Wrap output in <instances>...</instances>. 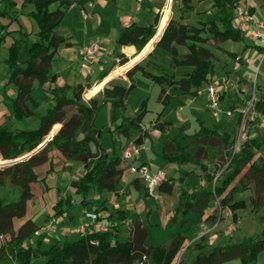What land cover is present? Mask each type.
I'll return each instance as SVG.
<instances>
[{"label": "trees", "instance_id": "trees-1", "mask_svg": "<svg viewBox=\"0 0 264 264\" xmlns=\"http://www.w3.org/2000/svg\"><path fill=\"white\" fill-rule=\"evenodd\" d=\"M76 0H23L16 10V0H0V19L7 18V23L0 22V45L9 37L7 56L3 59L6 64V81L3 86L7 89L13 86L14 95L9 96L10 110L8 119L23 120L33 116L35 109L40 105L32 96L35 84L43 86L50 83L44 90L42 102L47 106L39 116L35 128H20L13 130L6 123L0 122V156L2 159H14L35 149L46 137L52 126L61 123L56 134L38 151L29 158L19 162L0 167V185L10 182L20 189V197L13 202H6L0 196V238L8 236L0 242V264H31L32 259L44 258L43 264H222L231 260H238V264H256L258 255L264 251V191L258 190V184L264 178V136H249L236 150L233 149L235 139L230 131L218 127L205 126L199 121V129L192 133H185L182 125L177 132L164 144L160 159L168 163L194 164L202 172V178L194 183L185 182L192 171L184 170L177 178L180 186L178 198L175 202L174 212L169 218L176 222L180 214L196 212L206 222L220 223L224 218L220 209L231 212L233 222H237L238 210L252 206L257 219L259 231L257 234L243 236L240 240L224 245L210 246L207 242V232L202 233L198 239L186 245L183 233L176 234L167 244L144 245L147 230L139 219H133L130 234L125 240L117 238V225H111L107 230L86 231L83 235L63 241L55 240L47 248H42L43 241L48 233L36 234L50 220L60 218L72 206L73 194L80 197V203L86 207L90 204L89 197L92 191L99 195L105 192H116L117 185L123 174L120 167L121 156L116 148L114 133H121L125 137L137 136L133 139L135 145L140 146L146 138L141 133V123L147 113L146 99L141 102L133 116L125 114L126 100L134 89L133 75L138 72L151 79L158 85L177 86L183 94H196L197 89L207 82L210 76L218 75L214 64L215 54L207 46L219 48L223 41L232 40L243 42L245 34L234 20V9L242 0H210L211 8L217 14L207 20H198L199 25L183 23V14L194 10V0H180V14L178 19L171 18L166 24L157 45L171 55L172 65L189 66L190 70L181 77L176 78L168 72L153 73L141 63L135 64L126 72L128 84L120 82L105 84L102 91L93 98L85 101L82 97L84 90L90 87V76L86 75L85 82L61 85L55 83L56 73L52 72L55 55L61 45L69 46L68 38L59 34L57 28ZM112 2L114 0H107ZM27 3L33 9L25 11ZM56 4L54 9L51 8ZM253 8L249 13H253ZM26 15L33 20L36 31L28 30L20 20ZM160 14L154 15L153 21L141 25L137 21L123 26L116 37V45H134L143 47L153 34V28L158 24ZM12 22L18 28L10 30ZM15 33L17 35H15ZM184 46L186 53H180L177 46ZM248 46L243 45V49ZM262 50L263 47L254 45ZM228 56L235 59L237 54L222 49ZM24 51L23 57L21 52ZM118 61L111 65L124 64L128 58L121 52L116 53ZM110 68L98 75L103 79ZM219 94V99L223 98ZM159 99L166 105L169 94L161 87ZM109 103L111 105V124H116L111 132L113 149L108 153L101 146L102 127H97L96 119L101 108ZM232 108L233 105H231ZM254 110L257 113L256 123L264 120V92L255 101ZM243 112L238 114L240 123ZM169 122L161 121V114L156 115L153 127L161 131L166 130ZM94 146V151L91 149ZM217 148V154L223 158L227 155V166L216 176V170L202 162L208 156V147ZM195 147L194 151L190 149ZM57 149L66 160H79L82 163L83 173L71 180L72 194L61 195L52 206L53 213L46 214L44 225L38 226L32 220L22 223L16 230L13 219L25 213V204L32 198L30 183L44 180L36 172V167L47 163V172L53 170L54 159L49 154L50 149ZM247 166L248 170L257 178L255 180V193L250 202L244 199H235L237 193L247 190L248 184L238 178L241 169ZM133 186L138 191L148 195V190L138 178L133 179ZM174 180L166 179L158 184L161 192L171 193ZM218 201V208L211 213L207 212L209 203ZM107 210V199L93 209L97 220L102 217L100 212ZM118 217L124 219L125 212L117 210ZM112 214L108 215L111 217ZM184 223V220H181ZM57 228L66 224L65 220L57 221ZM190 247L195 254L190 263L183 259L176 261L184 247Z\"/></svg>", "mask_w": 264, "mask_h": 264}, {"label": "crops", "instance_id": "crops-1", "mask_svg": "<svg viewBox=\"0 0 264 264\" xmlns=\"http://www.w3.org/2000/svg\"><path fill=\"white\" fill-rule=\"evenodd\" d=\"M22 1L23 0H16V2H17L16 10L19 9ZM203 1H206V0H194V2H193L194 3V10L191 12H185L183 14V16H184V18L182 20L183 23L195 25V24L189 23V21H188L189 17L194 16V15H196L197 17L203 16V14H197V12L201 13L204 10L203 6H206V4L211 5V1L207 2V3L203 2ZM166 3H167V0H114L112 2H109L107 0H76L69 7V9L65 13V15L61 21L60 26L57 28V32L59 34L68 38L70 45L69 46L61 45L58 48L57 54L55 55V61H56L57 65H56V68H54V66H53V69H52V72L56 73L55 83H57L59 85H61L63 83H69V84H75L78 82L84 83L86 75H89L90 80L88 83L90 84V87H92L93 85H95L96 83H98L102 80V79L101 80L98 79V75L101 74L104 70L110 68L114 61H116V62L118 61V58L116 55L117 52L123 53L128 58V60L125 63L129 62L130 59L132 57H134V55H137L139 53L141 54L143 48L145 47V45L148 42L143 47H138V46H134V45H118L117 46L116 42H115L117 34L123 26L130 24L132 21H137L141 25L151 23L153 21L154 15L157 12L160 14V19H161V16L163 14V9H164V6L166 5ZM176 3H179V2L175 1L174 4H172V0H171L170 15L168 17L167 23H168L169 19H171V18L178 19V17H179L180 13H177L178 7H175ZM240 3H243L249 9L250 8L254 9L253 13H252L253 19H255L256 21L264 22L263 18L258 17L260 9L264 6L263 1H259L257 3L256 0H242ZM55 7H56V4H53L51 6L52 9H54ZM33 8L34 7L31 3H27L25 11H30ZM213 10H215V9H213ZM83 12H85L87 14L86 18L83 16ZM160 19H159V22H160ZM20 20H21V22H23L24 26L28 30H30L32 32L36 31V25L34 24L32 19H30L26 15H21ZM8 21H9V19H7V18L0 19L1 23H7ZM196 21H197V19H196ZM159 22H158V24H159ZM234 22L238 27L243 29L244 34H245L243 45H247L248 47L246 49H243V46L240 45L234 49H229V48H226L223 45V43H220L219 47H220V49H225V50H228L231 52H235L237 54V58H235V59L228 56L229 59H233V62H234V60H238V62L242 63L241 67H245V69H247L249 67L251 68V66L254 63L249 62V60L245 57V53L248 51L249 48H254L257 50L258 55L262 56L261 55L262 50L258 49L257 47H254V45H257L259 47H263V49H264V43H262V41H260V38L252 39V37H249L251 35L247 31H245L244 28H242L240 25H238L236 20H234ZM158 24L153 28V34L149 37V39L154 35ZM248 25H249V31L251 29L256 28V25L253 22H250ZM165 26H164V28H165ZM17 28H18V24L16 22H12L9 26L10 30H15ZM15 35H17V34L15 33ZM160 36L152 43L149 51L147 50L136 61H134L131 65L126 67L122 71V73H120L118 75V76H121V78L119 77V79L122 81L120 83H123V84L129 83V80L126 76V72L128 70H130L137 63L143 64L144 66H146V69L152 71L153 73H161V72L165 71V72H168L170 74H173L176 78L181 77L183 74H185L186 72H188L190 70L189 66L174 67L171 64L172 63L171 55L168 52H166L165 50L159 48L157 45V41L159 40ZM246 37L250 38V40H252L254 43H250V41L246 42V39H247ZM89 41L99 42L101 48H100V53H99L98 58H96L94 60L91 59L92 62H95L92 69L87 71V70H85V66L83 64H85V61L88 58H86V57H84V59L81 58L80 49L85 43H88ZM9 42H10V38L8 37L6 39V41L2 45H0V48L3 46L5 47V45H6L5 48H7L9 45ZM238 43L241 44L242 42H238ZM105 47H109V49H110L109 52H104ZM128 47L134 48V53L127 52ZM63 48H66V51L70 52L68 56H64L61 54V50ZM177 48H178V51L182 54L187 52V49L184 46L179 45V46H177ZM1 52L3 53V57L5 58L7 56V49H3V51H1ZM212 52L214 53V51H212ZM216 54H218V53H216ZM238 62H237V65H236V62L233 64L234 70L237 68ZM72 63H73V66L75 69L77 67L81 66V69L85 70L84 72H82L80 74L81 76H79L77 74L79 72V70L73 71L72 73H70ZM260 63L261 62H259L257 65L259 66ZM53 65H55V64L53 63ZM119 65L120 64H116V65L112 66L110 71L108 72V74L105 77L109 76L111 71ZM121 65H123V64H121ZM216 71L220 73L219 70H216ZM226 71H229V69L227 68ZM238 74H240V73L238 72L237 74H234V75L232 74L231 76L235 80L237 78L235 76H239ZM76 75H78V76L76 77ZM221 77H222V74H221V76H218V75L210 76L209 79L207 80V82H204L202 84V86L197 89L196 94H183L177 88V86H168L166 84L158 85L155 82H153L151 79L142 76L138 72H136L133 75V82L135 84V87L131 91L129 96L127 97V100H126L127 106H128V98L131 97L136 90H138V88H139L138 84L139 83L151 85L153 90L155 89V94H154L153 98H154V100L156 99L157 102L154 103L155 104V110H153L154 113L150 117H148L150 112H152L150 109V106H149L150 98H149V96L145 98L147 101V104H146L147 113L144 116L140 127H141V133L142 134L145 133L147 136H146L145 140L143 141V143L140 146H138V153L133 154L128 159H124L121 157L120 167L123 169V174H122L121 179L117 185L116 192L114 193L117 198H121L122 195H124V194L126 196H129V195H133L135 193V192H133L134 190H136L133 186V179L136 178L137 175L131 171V165H138V164L146 163V164H149L152 168H160V167H164V165L159 161H162V162L167 163L169 165L172 164V163H168V162H165L164 160L160 159L159 154L162 152L164 144L167 141H169V138L177 132V129L180 126L183 125L185 127V133H187V134H192L199 129V127H200L199 121L200 120L203 121L205 126H209V127H213V128L218 127L220 130L226 129L225 125H224L225 122H223V116H225L226 111L229 110L227 107V104L233 105L235 97L233 98V96L229 92L220 93V94H223L224 96L221 100L219 99V101H220V112L216 116L206 108V101H207L206 88H207L208 84L210 82H212L214 79L221 78ZM115 78L116 77H114V79ZM239 78H240V76H239ZM80 79H84V81H82ZM114 79L112 78L111 81ZM3 81L4 82L6 81V74L3 77ZM108 82H110V81H108ZM113 83H115V82H113ZM49 85H50V83H45L43 86H38L37 84H35V88L32 91V96L37 101H39L40 104L42 102L44 90L47 89L49 87ZM104 86L101 87L94 95L89 97V99L98 95V93L100 91H102ZM90 87H88V88H90ZM161 87L164 88L166 93L169 94V101H168V104H166V105H164L161 102V100L159 99ZM88 88H86V89H88ZM36 90H38L37 95L34 94V91H36ZM14 92H15V89L13 86L10 88L9 87L7 88V95L8 96H13ZM144 94L145 93H142L141 98L144 96ZM184 95H190L191 101L184 103V104L178 103L179 97L184 96ZM142 101L143 100L139 101V104L137 105L136 109L139 107V105L141 104ZM42 103H44V102H42ZM107 104H109V103H107ZM107 104H105L104 106H106ZM189 104H190V106H189ZM127 106H126L125 114L127 111ZM136 109H135V111H136ZM135 111L132 115H129V116H133L135 114ZM158 113L161 114V121H167L170 123L169 126H167L166 130H164V131H161V130L153 127V123H154V121L156 119V115ZM8 114H9L8 109L2 110L0 112V122L4 121L3 116H8ZM40 115L41 114H39V116ZM126 115H128V114H126ZM230 115H232V113H230ZM97 119H98V116H97ZM97 119H96V125H97V127H99V125L97 124ZM12 120L13 119H11L10 121H12ZM7 121L8 120H6V123H7ZM58 124H59V127L56 131H58L60 126H61V123H58ZM116 124L117 123L111 124V117H110V121L107 124H104L103 126H101L102 127V135H103L104 131H108V133L110 135L109 136L110 141H111L110 129H113L116 126ZM21 128H24V127H21ZM136 136H137V134H133L131 137H125L121 133H116V132L114 133V137L116 139V148L115 149L119 152L120 156H122L123 146L126 143V141L129 140L128 145L134 144L133 139ZM101 146L108 153L112 152V149H113L112 142H111L110 147H105L101 141ZM145 147L149 148V152H145V158L141 159L139 157L142 155V150ZM210 147H213V146H210ZM91 149H92V151H94L93 145H91ZM49 154L54 159L53 160L54 161L53 169H59V170L61 169V170L67 171V172L73 171V173H75V175L78 174V175H76L77 177H79L83 173L82 163L80 164L77 162L75 165L71 164V162H73L75 160H71V161L66 160L64 156H62L64 161L59 160L60 165H56V160L58 159L57 158V149L51 148ZM154 159H156V161ZM45 164L47 165V163H45ZM169 165L165 168V172L168 173V177H167V174H166V177L170 180H174V186H173L172 192L174 191L175 184H177L178 185V193H179L180 186L177 182V178L181 175L182 171H184V170L191 171V170H188L187 168H185V169L181 170V172L178 176L175 177L176 173H173V172L178 171V169H176V168L172 169V167H170ZM47 167H48V165H47ZM126 170H128L130 172L131 176H130V179H128V181L126 183L125 188L121 189L120 182L122 179H124L126 177V175L124 174ZM189 175L186 177L185 182H189V183L196 182V181H194V182L189 181L187 179L189 177ZM138 180L144 185V183L140 179H138ZM32 183H30L31 190L33 188ZM61 191L62 192L57 193L55 195V198H56L55 201H57L61 195L63 196V195L69 194V192H70V190H68V191L67 190H61ZM136 191H138V190H136ZM138 192L142 193L143 197L148 196V195H145L143 191H138ZM162 193H165V192H162ZM171 193H165V194H171ZM178 193H177L176 200L178 198ZM73 196L74 197L72 199V205L75 202H79V205L81 206V211H80L81 215L80 216L73 215L71 212H69L71 209V207H70L67 210V212H65L60 218H58L57 220H65L66 224L59 228L61 230L59 236H57L55 233V235H54L55 240H59V241H63L65 239L72 240V239H75V238L81 236V235H79L78 232H76V228L78 226H76L75 228H67V225L69 224L70 221H75V223H78V225L83 223L86 226L87 232L94 230V223H96V221L85 217L84 213L86 211H92L93 212V209L95 207H97L98 205H93L91 197H89L90 204L88 206L84 207L80 203V197L78 196V198L76 199L74 194H73ZM101 196H103V195H100V197ZM34 197L35 196L33 194L31 199L34 200ZM102 199L103 198H101V200ZM105 199H107V210H104V211L99 213V215H101L102 218L100 220H97V221L100 222L103 226H105L104 223L107 221V218H108L110 223H109V226H105L106 228H109L113 224L117 225L115 232H116L117 238H119V239H120V234H122V233H123V235L121 237L124 238L123 240L127 239V237L130 234L131 224H132L133 219H139L143 223V225L145 226V228L147 230V237L144 241L145 246L167 244L178 233H183L185 235V237H186L185 243H186V245H188L192 241L198 239L197 237H199L202 233L205 232V231L199 232V229H197L194 233L195 235L193 234V239L190 240L189 233H188L190 226H189V219L187 218V214H188L187 213V214L183 215L184 217H182L184 220V223L182 225L185 224V226H181V228L178 230V232H173V233L166 235L164 237H162V236L150 237L149 226H152V225L145 224L139 216L133 217V216L129 215L127 210L125 208H123L122 206H120V204H117V207H115V209H114L115 211L113 210L110 212L109 211V199L108 198H105ZM176 200L174 201L173 211H174V206H175ZM119 209H121L125 212V216H124L125 218L124 219H120L119 217H118L119 219H117L114 217L113 214H115V212L117 213V210H119ZM173 211L167 217V220L169 222H171L169 220V218L172 216ZM147 212L150 215L151 211L147 210ZM110 214H112V216L108 217V215H110ZM117 216H118V213H117ZM200 217H196L197 221L201 220ZM16 218L17 217H15L13 219V225H14L15 230L19 227V226H16L17 225L15 222ZM32 220L34 221V223H36V225L39 226V224L35 221V219L33 217H32ZM171 223L176 224L177 221L171 222ZM42 225H44V224H42ZM224 234L227 236L231 235V233H219L217 239L223 237ZM214 236L215 235L210 234L207 237V242L209 243L210 246H213L214 245L213 241L217 240V239H214ZM157 240H159V241L161 240V242H156ZM216 245H220V244H216ZM184 252H185V258L182 257L183 256L182 254ZM180 254H181V258L183 259L184 263H190L193 260L195 252L192 248L185 246L181 250ZM41 263H42V261H41ZM222 264H238V260L235 259V260H231V261H228V262H225Z\"/></svg>", "mask_w": 264, "mask_h": 264}, {"label": "rangeland", "instance_id": "rangeland-1", "mask_svg": "<svg viewBox=\"0 0 264 264\" xmlns=\"http://www.w3.org/2000/svg\"><path fill=\"white\" fill-rule=\"evenodd\" d=\"M175 1H178L179 3H176L175 7H178L177 13H180L179 6L181 5L180 0H172V4H174ZM263 1L264 0H259ZM256 0V2H259ZM205 3L210 2V0L203 1ZM204 3V4H205ZM204 10L200 13L197 12V14H203V16L197 17L196 15L190 16L188 21L189 23L199 25L198 20H207L211 18V16L217 14L216 10H213L211 8V5L203 6ZM190 15V14H189ZM193 15V14H192ZM258 17L264 19V6L260 9V12L258 14ZM197 19V21H196ZM248 23H242L237 22L238 25H240L242 28L245 29L249 34V24ZM252 37V36H249ZM246 42L254 43L250 38L246 37ZM252 39H255L252 37ZM260 41L264 43V28L261 29V37ZM226 48L234 49L237 46L242 45L243 42L240 44L238 42L228 40L221 42ZM6 47V45H5ZM4 46L0 48V112L4 109L10 110V102L8 100L7 95V89H4V81L3 77L6 74V64L3 62V49H7ZM209 49L214 51L215 58H214V64L216 67V70H219L222 74V77H227L231 81L230 90L228 91L234 98V104L233 107L230 104H227L228 109L231 111L232 115L226 113L225 116H223V122L225 125V130H228L232 133V137L236 140L238 139V136L241 135L240 140L243 141L245 138H243L244 135L249 136H264V120H262L259 123H256L255 117L257 116V113L254 110V107L248 111L245 116L242 118L241 122H237L238 114L240 112H243L246 108V101H248L253 95L255 101L262 95L264 92V59H262V56L258 55V52L254 48H249L248 51L245 53V57L249 60V62H253L254 64L251 66V68L245 69V67H241L242 63L238 62V60L229 59L228 55L219 48H216L214 46H207ZM219 47V46H218ZM109 47H105L104 52H109ZM70 52L66 51V48H63L61 50V54L64 56H68ZM218 53V54H216ZM24 51L21 52V57H23ZM80 55L81 58L84 59V55L81 53L80 49ZM262 55V54H261ZM70 57V56H69ZM238 62L237 68L233 69V64ZM259 64L258 69H256L257 64ZM55 65L54 68H56V61L54 62ZM95 62L91 61V58L86 59L85 64V70L92 69ZM246 65V64H245ZM167 66V65H166ZM229 69V71H226V69ZM77 73L79 76L82 72L85 70L81 69V66L77 67L76 69L73 66L70 69V73L73 71H78ZM246 71V72H245ZM240 76L237 77L235 80L231 76L232 74H237ZM76 75V77L78 76ZM96 77V76H95ZM119 77H116L114 80H110V82H107L108 85H111L113 82H122ZM232 78V79H231ZM84 81V79H80ZM93 84V83H92ZM139 88L134 92V94L128 98V106L126 114L132 115L139 104L140 100H144L146 97L149 96V106L152 112L148 115L150 117L155 110V104L157 101L154 100V94L155 89L153 90L151 85L147 84H138ZM12 86H9V88ZM37 91H34V94L37 95ZM85 92V91H84ZM84 92L82 94V97L84 100L88 101L89 98L84 96ZM142 93H145L144 96L141 98ZM190 95H184L179 97L178 103H187L190 100ZM46 104L42 103L35 109V114L33 116L24 118L23 120H16L13 119L10 121L8 119V116H3L4 120H8L7 124L10 126L13 130H18L21 127L26 128H34L38 125L39 122V114H42L45 111ZM190 106V104H189ZM111 117V105L107 104L106 106L102 107L98 119L97 124L99 127L103 126L104 124H107L110 121ZM241 129V134L239 133ZM109 133L108 131H104L103 135L101 136V141L105 147L111 146V141L109 140ZM45 139V138H44ZM43 139V140H44ZM131 140V139H130ZM129 141V140H128ZM128 141L123 146V149L127 148ZM48 142V141H47ZM235 144V143H234ZM235 145H233L234 148ZM160 148V147H159ZM195 147L191 148V151H194ZM145 152H149V148L145 147L142 150V155L139 158H145ZM63 155L57 150V160L56 165H60L59 160H63ZM122 157V156H121ZM0 158H2L0 156ZM123 158V157H122ZM155 158V157H154ZM26 158H23V160ZM156 161V159H154ZM64 161V160H63ZM80 163L81 161L75 160L71 162V164ZM161 162L164 167H160V169L165 171V168L169 165L167 163ZM202 162L209 165L210 169L216 170V176L219 175V173L227 166L228 164V158L227 155H225L223 158L219 157L217 154V148L216 147H209L208 148V156L207 158L202 159ZM7 163L0 164V167H5ZM156 166V165H155ZM170 167L178 169V171H174L175 177L178 176L181 172V170L187 168L188 170L192 171V174L189 175L187 178L189 181L194 182L202 178L203 172L194 164H170ZM47 165L42 164L38 167H36V172L39 174L40 178H44V180H39L37 182L32 183V192L34 194V200L29 199L25 204V213L21 217H17L15 219L16 226H20L22 223H24L27 220H32V217L35 219V221L41 226L44 223V218L46 214H52L53 208L52 206L56 203L55 201V195L57 193L62 192L61 190H70L69 194H72L74 189L70 185L71 180L76 179L78 174L75 175V173L67 172L64 170L59 169H53L51 172H47L46 169ZM173 171V170H172ZM126 177L121 180L120 187L125 188L126 183L128 179H130V172L128 170L124 173ZM167 177H168V173ZM75 175V176H74ZM241 182L248 184V189L237 193L235 195V199H244L246 203L250 202V198L255 193V180L257 179L249 170L248 167L245 166L241 169V174L238 177ZM262 183L258 184V190L264 191V178ZM125 191V190H124ZM123 191V192H124ZM135 192L133 195L126 196L125 194L122 195L121 198H117L113 192H105L104 194H101L103 196L100 197V195L96 191H92L90 193L91 200L93 202V205H99L101 202V198H108L109 199V211H113L115 207H117V204H120L123 208L127 210L129 215L136 217L139 216L145 224L152 225L149 226L150 231V237L152 236H166L173 232H178V230L181 228L182 225L181 220L184 217L182 214L178 216L177 223H171L167 220V217L172 213L173 211V205L174 201L176 200L177 193H178V185L175 184L174 191L171 194H165L160 192L157 188L152 190L151 192L148 191V196L143 197L142 193L134 190ZM75 198L77 199L78 196L76 194ZM0 196L3 197L6 202H13L19 199L20 197V189L18 186L6 182L3 185H0ZM74 197V196H73ZM218 201H211L209 203V207L207 209L208 213H211L214 211V209H217ZM147 210H150V215L148 214ZM81 206L79 205V202H75L72 206L69 212H71L75 216H80ZM115 211V210H114ZM174 212V211H173ZM137 213V214H136ZM220 215L224 218L223 221L216 224H211L209 222H206L204 219H202L198 213L196 212H189L187 214V218L189 219V226L190 229L188 231L190 240L193 239V234L197 229H199V232L205 231L208 232L207 234H213L214 239H217L219 233H231V235L227 236L224 234L223 237L218 238L217 240L213 241V244H220L224 245L226 243H233L237 240H240L243 236H250L253 234H257L259 231V227L257 224V219L255 217V214L252 210V206H248L244 210H238L237 214L239 215L238 221L235 223L232 220L231 212L227 209H220L219 210ZM115 218L119 219L117 216V213L113 214ZM196 217H200L201 220L197 221ZM182 218V219H181ZM33 221V220H32ZM57 219L55 220V229L48 233V237L43 241L42 248H47L51 242L55 241L54 235L56 233L57 236L60 235V229L57 228ZM109 219L107 218V221L104 223L105 226H109ZM36 224V223H35ZM46 225V224H45ZM76 226H79L78 223H75V221H70L67 225V228H75ZM123 235L120 234V239L123 240L124 238L121 237ZM195 235V234H194ZM125 237V236H124ZM8 236H3L0 238V242H3L5 239H7ZM198 238V237H197ZM156 242H161V240H157ZM183 258H185V252L182 254ZM42 257L32 259L31 264H43ZM181 259V254L178 255L176 261ZM42 261V263H41ZM256 264H264V251H262L258 255V259Z\"/></svg>", "mask_w": 264, "mask_h": 264}, {"label": "built area", "instance_id": "built-area-1", "mask_svg": "<svg viewBox=\"0 0 264 264\" xmlns=\"http://www.w3.org/2000/svg\"><path fill=\"white\" fill-rule=\"evenodd\" d=\"M235 14V20L237 22L242 23H248L253 22L256 25L255 29H251L250 35L253 38H260L261 37V29L264 28V22L256 21L253 19L252 14L249 13V8H247L243 3H239L236 8L234 9ZM83 16L86 18L87 14L83 12ZM100 44L96 41H89L88 43H85L81 47V53L86 58H91L92 60L98 58L100 53ZM262 59H264V49L262 52ZM258 65L256 66V69H258ZM231 81L227 77H221L216 78L212 82H210L206 88V95H207V101H206V108L213 113L215 116L220 112V101H219V94L220 93H226L230 90ZM255 99L254 95L246 101V108L243 111V117L245 114L250 111L251 108L254 107ZM226 113L230 114L231 111L227 110ZM242 117V118H243ZM146 128V127H145ZM241 134V129L239 131ZM241 135L238 136V139L236 142L234 141V150L238 149L241 145V143L247 138L246 135L243 136L245 138L243 141L240 140ZM138 153V146L135 144H130L127 148L123 149L122 151V157L124 159H128L133 154ZM131 171L134 172L138 179H140L146 189L151 192L152 190L156 189L158 184L162 181H165L167 179L166 172L160 168H152L149 164L142 163L138 165H131ZM84 216L87 218H90L91 220L96 221L94 223V230H107L105 226H103L100 222L97 221V215L92 211H86L84 213ZM55 220H50L46 225H44L41 229L36 231V234L39 233H49L55 229ZM86 226L81 223L77 228L76 232L79 233V235H83L86 232ZM134 264H140L139 262H136Z\"/></svg>", "mask_w": 264, "mask_h": 264}, {"label": "bare ground", "instance_id": "bare-ground-1", "mask_svg": "<svg viewBox=\"0 0 264 264\" xmlns=\"http://www.w3.org/2000/svg\"><path fill=\"white\" fill-rule=\"evenodd\" d=\"M170 7H171V0H167L166 5L164 6L163 9V14L161 16L160 22L157 26V29L155 30L154 35L149 39L148 43L145 45V47L143 48L141 54H137L134 55V57H132L130 59L129 62L123 64V65H119L117 67H115L109 76L105 77L104 79H102L100 82L96 83L95 85H93L92 87L88 88L85 90L84 92V96L89 98L92 95H94L101 87H103L108 81H110L112 78L117 77L120 73H122V71L128 67L129 65H131L134 61H136L142 54H144L147 50L149 51V49L151 48L152 43L161 35L164 26L167 23L168 17L170 15ZM127 52L129 53H134V48L132 47H128L127 48ZM137 52V51H136ZM59 124L56 123L52 126V128L50 129V131L48 132L47 136H51L52 134H54L56 132V130L58 129ZM7 160L6 159H2L0 158V164L5 163Z\"/></svg>", "mask_w": 264, "mask_h": 264}, {"label": "water", "instance_id": "water-1", "mask_svg": "<svg viewBox=\"0 0 264 264\" xmlns=\"http://www.w3.org/2000/svg\"><path fill=\"white\" fill-rule=\"evenodd\" d=\"M56 132L54 134H56ZM54 134H52L51 136L45 137V139L35 149H33L32 151H30L28 153H25V154H22L19 157L14 158V159H6L7 161L5 163H7V164H13V163H16V162H19V161L23 160V158H26V159L29 158L32 154H34L42 146H44L47 143V141H49L54 136Z\"/></svg>", "mask_w": 264, "mask_h": 264}]
</instances>
